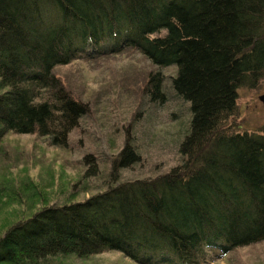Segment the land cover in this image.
<instances>
[{
    "label": "trees",
    "instance_id": "16d2710c",
    "mask_svg": "<svg viewBox=\"0 0 264 264\" xmlns=\"http://www.w3.org/2000/svg\"><path fill=\"white\" fill-rule=\"evenodd\" d=\"M105 43L176 68L173 89L192 114L181 162L153 179L117 174L102 193L48 207L36 184L22 201L2 182L0 217L11 203L26 208L0 236V264L110 253L131 264H201L207 252L264 241V130L234 133L229 122L237 91L264 78V0H0V153L8 134L66 146L88 108L54 69L104 54ZM161 81L149 76L152 102L164 100ZM87 161V177L98 174ZM136 161L126 143L114 170ZM37 201L45 207L28 216Z\"/></svg>",
    "mask_w": 264,
    "mask_h": 264
},
{
    "label": "rangeland",
    "instance_id": "374dc122",
    "mask_svg": "<svg viewBox=\"0 0 264 264\" xmlns=\"http://www.w3.org/2000/svg\"><path fill=\"white\" fill-rule=\"evenodd\" d=\"M109 46L110 43H105L99 48ZM109 51L54 69L72 97L88 108L87 114L68 135L65 147L50 145L47 138L36 135L8 134L3 139L0 185L5 183L22 201L26 200L24 195H29L25 191L30 187L29 181L36 184L42 194H48L44 204L48 207L65 203L68 195L71 203L83 202L119 182L153 179L180 164V148L190 133L192 114L190 103L173 89L176 68L158 67L132 47L119 46ZM156 73L162 78V102H152L146 89L149 76ZM263 94L264 78L253 88L241 87L237 91L236 114L229 121L232 132L260 134L264 130V105L259 101ZM126 143L138 155V161L120 167L116 173L114 162ZM87 156L96 161L99 171L95 176L87 177L91 166V161L85 162ZM117 174L119 182L114 183ZM37 203L33 204L28 216L45 207ZM11 204L0 217V236L26 208L18 203ZM118 262L131 264L118 253L87 259L59 256L40 264ZM201 264H264V241L228 254L207 252Z\"/></svg>",
    "mask_w": 264,
    "mask_h": 264
},
{
    "label": "bare ground",
    "instance_id": "6f19581e",
    "mask_svg": "<svg viewBox=\"0 0 264 264\" xmlns=\"http://www.w3.org/2000/svg\"><path fill=\"white\" fill-rule=\"evenodd\" d=\"M123 31H124V30H123ZM123 31H122V32H123ZM125 31H126V30H125ZM127 33H128V32H127ZM118 46H119V45H112V44L110 45V47H111L112 50H116V49L118 48ZM126 47H127V46H126Z\"/></svg>",
    "mask_w": 264,
    "mask_h": 264
},
{
    "label": "water",
    "instance_id": "95a60500",
    "mask_svg": "<svg viewBox=\"0 0 264 264\" xmlns=\"http://www.w3.org/2000/svg\"><path fill=\"white\" fill-rule=\"evenodd\" d=\"M259 101L264 105V94L259 96Z\"/></svg>",
    "mask_w": 264,
    "mask_h": 264
}]
</instances>
